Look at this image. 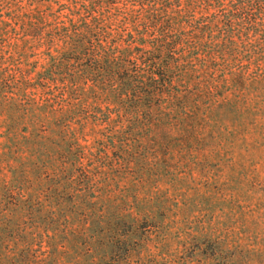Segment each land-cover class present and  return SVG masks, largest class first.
<instances>
[{
    "label": "rangeland",
    "instance_id": "obj_1",
    "mask_svg": "<svg viewBox=\"0 0 264 264\" xmlns=\"http://www.w3.org/2000/svg\"><path fill=\"white\" fill-rule=\"evenodd\" d=\"M54 1L22 0L20 12ZM11 23L0 35V264H264V78L225 76L184 136L173 127L154 154L97 167L115 123L95 119L93 98L85 118V41Z\"/></svg>",
    "mask_w": 264,
    "mask_h": 264
},
{
    "label": "trees",
    "instance_id": "obj_2",
    "mask_svg": "<svg viewBox=\"0 0 264 264\" xmlns=\"http://www.w3.org/2000/svg\"><path fill=\"white\" fill-rule=\"evenodd\" d=\"M20 2L0 0V35L16 18L24 35L85 41V118L93 98L95 119L115 123L97 140V167L154 154L173 127L184 136L225 76L264 78V0H55L26 12Z\"/></svg>",
    "mask_w": 264,
    "mask_h": 264
}]
</instances>
